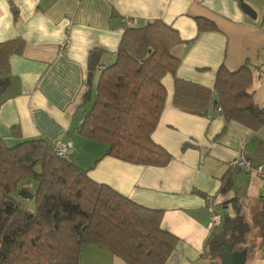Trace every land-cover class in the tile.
Here are the masks:
<instances>
[{
	"label": "crops",
	"instance_id": "crops-1",
	"mask_svg": "<svg viewBox=\"0 0 264 264\" xmlns=\"http://www.w3.org/2000/svg\"><path fill=\"white\" fill-rule=\"evenodd\" d=\"M251 1L261 7L263 19L247 17L236 0H82L79 6L73 0H9L17 11L15 27L9 35L5 20L0 42L19 38L25 46L21 55L10 58V84L0 99V139L7 146L28 139L70 141L68 159L87 170L90 179L144 208L163 212L161 228L178 238L166 264L210 263L207 247L217 228L208 226V196L222 218L236 214L248 232L256 228V234L246 233L244 264H264L257 251H264L263 181L231 166L241 156L264 161V126L253 129L228 122L213 102L204 117L172 105L174 77L213 90L221 66L236 71L247 64L253 69L248 91L253 102L264 107V0ZM197 18L210 21L215 29L198 35ZM30 20L32 26L26 29ZM128 20L136 21L132 27L161 20L182 40L172 50L181 59L175 76L162 79L166 100L152 134L153 142L172 157L165 167L106 156V145L78 132L97 80L94 76L89 86V55L96 51L98 65L112 64ZM66 39L70 45L62 52ZM13 128L18 137L11 134ZM226 175L233 189L220 195ZM80 264L125 263L106 248L87 245Z\"/></svg>",
	"mask_w": 264,
	"mask_h": 264
},
{
	"label": "trees",
	"instance_id": "trees-1",
	"mask_svg": "<svg viewBox=\"0 0 264 264\" xmlns=\"http://www.w3.org/2000/svg\"><path fill=\"white\" fill-rule=\"evenodd\" d=\"M11 10L16 18V8ZM195 22L198 35L215 29L210 21ZM181 43L172 26L153 20L125 29L112 64L98 65L99 53L92 51L87 78L91 86L97 77L95 93L79 134L106 145V156L119 161L167 166L172 157L152 134L166 100L162 79L175 76L181 59L172 50ZM24 46L19 38L0 42V99L10 84V58L21 55ZM252 74L247 64L236 71L221 66L213 90L174 77L172 105L204 117L213 102L226 121L260 129L264 107L248 91ZM11 134L18 137V129ZM26 181L37 185L34 210L19 200V193L27 191L20 184ZM232 189L231 178L224 176L219 194ZM162 216L94 182L87 170L59 158L52 141L28 139L7 146L0 139V264H80L87 245L106 248L125 264H166L178 238L161 228ZM247 232L242 217L224 214L208 242L210 264H220L219 255L230 246L248 253Z\"/></svg>",
	"mask_w": 264,
	"mask_h": 264
},
{
	"label": "built area",
	"instance_id": "built-area-1",
	"mask_svg": "<svg viewBox=\"0 0 264 264\" xmlns=\"http://www.w3.org/2000/svg\"><path fill=\"white\" fill-rule=\"evenodd\" d=\"M73 1L76 4V6H79L82 0H73ZM67 21L68 24L70 25L71 20L68 19ZM126 22H127L126 25L129 27L134 26L136 23V21L134 20L132 21L128 20ZM69 45H70V40L66 39V41L62 45L61 51L64 52L69 47ZM218 112L220 113L221 110L218 109ZM52 145L56 155L59 158L68 159L72 148V143L70 141L62 142L60 140H55L52 141ZM231 166L232 168L240 172H243L245 174H254L259 176L264 184V161H262L261 163H254L251 159L241 156L234 159L231 162ZM206 209L209 215V223H208L209 229L214 230L216 228H219L222 222V218L219 210L214 206L213 198L211 196H208L206 198Z\"/></svg>",
	"mask_w": 264,
	"mask_h": 264
},
{
	"label": "water",
	"instance_id": "water-1",
	"mask_svg": "<svg viewBox=\"0 0 264 264\" xmlns=\"http://www.w3.org/2000/svg\"><path fill=\"white\" fill-rule=\"evenodd\" d=\"M240 9L250 19L255 20L257 18L256 12L248 4H246L244 0H240ZM19 196L27 199H32L33 197V195L27 191H21ZM246 255L245 251L233 252L232 246H230L226 251L219 255L220 264H244L246 261Z\"/></svg>",
	"mask_w": 264,
	"mask_h": 264
},
{
	"label": "rangeland",
	"instance_id": "rangeland-1",
	"mask_svg": "<svg viewBox=\"0 0 264 264\" xmlns=\"http://www.w3.org/2000/svg\"><path fill=\"white\" fill-rule=\"evenodd\" d=\"M245 1V0H244ZM247 2H249V6L256 12V14L258 15V20H261L263 19V15H262V12L260 11L261 10V7L259 5H255L252 3L251 0H247ZM246 3V2H245ZM247 4V3H246ZM255 86V85H254ZM36 183L33 182V181H26V182H23L20 184V187L26 189L29 193H34L36 191ZM20 197V196H19ZM24 205L26 208H28L29 210H34V207H35V204H34V201L32 199H27V198H23V197H20L19 199ZM257 231H256V228H251L249 229V232L248 234H250L251 236L256 234ZM257 251L259 252L258 254L260 255L261 259H262V256L264 257V251L261 255V248H258ZM208 259V257H207ZM257 261L254 263L256 264ZM210 264V263H209Z\"/></svg>",
	"mask_w": 264,
	"mask_h": 264
},
{
	"label": "clouds",
	"instance_id": "clouds-1",
	"mask_svg": "<svg viewBox=\"0 0 264 264\" xmlns=\"http://www.w3.org/2000/svg\"><path fill=\"white\" fill-rule=\"evenodd\" d=\"M11 4L9 3V0H0V13H3V16H0V25H3V22L7 20V33L11 35L13 28L15 27V18L12 15L11 12ZM35 7V5H33ZM32 21L27 23L26 29L32 26ZM25 35H27V31L25 32ZM5 38V31L0 30V39Z\"/></svg>",
	"mask_w": 264,
	"mask_h": 264
}]
</instances>
